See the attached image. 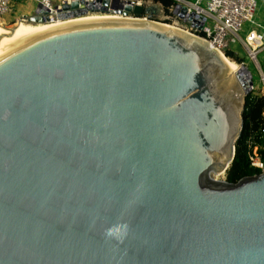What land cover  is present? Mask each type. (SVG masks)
I'll use <instances>...</instances> for the list:
<instances>
[{
	"label": "water",
	"instance_id": "water-1",
	"mask_svg": "<svg viewBox=\"0 0 264 264\" xmlns=\"http://www.w3.org/2000/svg\"><path fill=\"white\" fill-rule=\"evenodd\" d=\"M185 33L79 25L0 59V264H264V171L211 179L251 83Z\"/></svg>",
	"mask_w": 264,
	"mask_h": 264
},
{
	"label": "built area",
	"instance_id": "built-area-1",
	"mask_svg": "<svg viewBox=\"0 0 264 264\" xmlns=\"http://www.w3.org/2000/svg\"><path fill=\"white\" fill-rule=\"evenodd\" d=\"M15 1L16 0H0V22L3 18L12 14L15 8ZM33 1L37 3L32 11L33 13L31 12L28 16H20V20L24 17L35 15L43 16L42 12L39 10L41 6L43 10H49V21L46 23H52L53 21L60 20L54 8L61 7L66 3L71 4L72 2H79V10L85 12V14H81L78 17L64 18L62 20L79 18L81 16L97 13L122 16V12H124L123 8L126 4L131 6H142L148 9L149 12L145 13L143 17L148 18L150 17V13H152V20H156L159 14H163L161 6H156L151 2H146V0H108V6H104V0H60V2L57 1L56 3L51 2V0ZM258 1L259 0H177V3H174L176 6L170 7L166 17H172L171 20L173 21H171V26L205 40L221 55L226 56L228 52H231L233 55L236 54L229 46L237 42L241 43L247 52L248 58L259 67L257 56L264 50V27L256 21ZM84 2L87 4L85 5ZM183 9H185V13L182 18H179L177 14L181 13ZM72 13V11H68L61 14L65 16L66 14ZM246 24H249L251 28L247 30L244 38H241L239 33ZM235 57L239 58L237 55ZM240 63L239 66L243 67L245 69L244 72L248 75V80L245 82L251 83L250 86H248L249 94L253 97L264 99V73L260 71V82L262 87L258 89L254 86L252 75L243 60H241ZM248 162L250 167L260 172L264 171V161L261 159L257 147H254L248 154Z\"/></svg>",
	"mask_w": 264,
	"mask_h": 264
},
{
	"label": "trees",
	"instance_id": "trees-1",
	"mask_svg": "<svg viewBox=\"0 0 264 264\" xmlns=\"http://www.w3.org/2000/svg\"><path fill=\"white\" fill-rule=\"evenodd\" d=\"M154 3H160L168 11L174 4L172 0H151ZM226 56L238 63L241 60L235 57L231 52ZM226 57V58H227ZM264 99L253 97L248 94L245 98L243 110V126L239 139L235 144L234 159L226 171V182L236 184L240 180L259 175L261 172L250 167L248 154L254 148H258V153L264 161Z\"/></svg>",
	"mask_w": 264,
	"mask_h": 264
},
{
	"label": "bare ground",
	"instance_id": "bare-ground-1",
	"mask_svg": "<svg viewBox=\"0 0 264 264\" xmlns=\"http://www.w3.org/2000/svg\"><path fill=\"white\" fill-rule=\"evenodd\" d=\"M146 18V17H145ZM145 23L150 25L156 26H164L166 28L172 30H178L185 33L184 31L177 29L176 27L169 26V25H162L152 23L154 21L149 20L148 18H125L120 15H113V14H89L86 16H81L79 18H72L67 20H56L52 23H41V24H28L23 22H18L14 27L11 29H5L2 25H0V59L14 50L18 45L28 42L29 40L40 36L44 33L53 31V30H60L67 27L72 26H79V25H88V24H100V23ZM264 25V24H263ZM186 34V33H185ZM189 34V33H188ZM194 38V37H193ZM196 39V38H195ZM198 40V39H196ZM225 63L230 67V69L235 73H240L243 75L245 81L248 80V75L246 72L241 70V67L238 64L231 63L224 55ZM224 173H219L211 176V179L214 182L221 183L223 181H219L218 178Z\"/></svg>",
	"mask_w": 264,
	"mask_h": 264
},
{
	"label": "rangeland",
	"instance_id": "rangeland-1",
	"mask_svg": "<svg viewBox=\"0 0 264 264\" xmlns=\"http://www.w3.org/2000/svg\"><path fill=\"white\" fill-rule=\"evenodd\" d=\"M173 1H174V3H177V0H173ZM146 2H151L152 4L159 6V7L161 6V10H163L162 11L163 14H159L158 18H156V20H152V21L171 26V21H173V20H171L172 17H169V18L166 17L169 13V10L167 11L163 7V5L160 3H154L151 0H146ZM35 3L36 2L33 0H31V1L16 0L15 1V8L13 9L12 14L10 16L3 18V20H1V22H0V25H2L5 29H11L18 22L31 24L29 22L20 20V18H21L20 15L28 12L30 10V7L34 8V6L37 5V3L36 4ZM175 6H176V4L172 5V7H175ZM261 8L263 9L262 11H260L261 15L264 16V3H262V2H261ZM28 14H31V12H29ZM25 16H28V15H25ZM142 19H146V18L143 17ZM250 28H251V26L249 24L244 25L242 31L239 33V36L241 38H244L247 30H249ZM229 48L236 53V54H234V56L237 55L240 60H243L244 64L246 65V67L248 68L249 72L252 75V81H253L254 86L257 87L258 89L261 88L262 84L260 82V71H262L264 73V50L261 51L257 56V62L259 64V67H258L255 62L251 61L248 58L247 52L241 43L237 42L236 44H231L229 46ZM225 57H227V56H225ZM227 59L233 64H238V66L241 64V63H238V62H236L230 58H227ZM225 174L226 173L222 174L218 178V180L220 179L219 181L226 182ZM212 176H213V178L215 177V175H212Z\"/></svg>",
	"mask_w": 264,
	"mask_h": 264
},
{
	"label": "crops",
	"instance_id": "crops-1",
	"mask_svg": "<svg viewBox=\"0 0 264 264\" xmlns=\"http://www.w3.org/2000/svg\"><path fill=\"white\" fill-rule=\"evenodd\" d=\"M60 2V0H51V2L56 3V2ZM191 1H195V0H191ZM261 2L264 3L263 0H259L258 1V8H257V12H256V21L258 24H260L262 27H264V16L261 15V12L263 9L261 8ZM29 8V7H28ZM35 8V6H34ZM34 8L30 7V10L28 12H26L25 14H21L20 16H25V15H29V12H32L34 10Z\"/></svg>",
	"mask_w": 264,
	"mask_h": 264
},
{
	"label": "flooded vegetation",
	"instance_id": "flooded-vegetation-1",
	"mask_svg": "<svg viewBox=\"0 0 264 264\" xmlns=\"http://www.w3.org/2000/svg\"><path fill=\"white\" fill-rule=\"evenodd\" d=\"M163 11V10H162Z\"/></svg>",
	"mask_w": 264,
	"mask_h": 264
}]
</instances>
